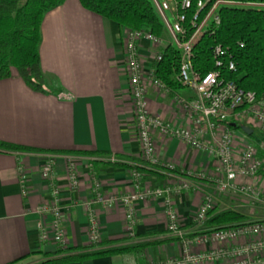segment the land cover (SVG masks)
Returning <instances> with one entry per match:
<instances>
[{"label": "crops", "instance_id": "crops-1", "mask_svg": "<svg viewBox=\"0 0 264 264\" xmlns=\"http://www.w3.org/2000/svg\"><path fill=\"white\" fill-rule=\"evenodd\" d=\"M122 31L123 28L115 22L83 8L79 0H65L45 12L41 23L39 56L46 92L28 88L12 71L9 78L0 80V141L42 151L0 149V264H8L34 251L53 253L59 247L91 245L83 201L91 195L93 178L99 181L105 194L123 195L132 191V168L92 166L93 159L87 157L84 158L88 160L76 163L81 182L76 190H72L68 186L64 154L49 152L101 151L107 153L106 157H114L129 165H141L132 160L140 158V144L127 93ZM148 49L143 42L140 54L145 69L151 58ZM178 93L186 97L190 95L186 88ZM147 102L151 112L175 125H185L182 114L170 104L168 95L149 86ZM260 131L263 134L260 132L259 141H262L264 131ZM153 137L160 162L175 166L180 174H213L216 161L212 156L175 138L164 139L156 132ZM49 154L56 156L55 182L61 191L62 224L66 233L62 246L51 240H40L36 228L38 222H47L35 213V209L49 199L48 183L40 176L42 157ZM19 164L25 170L24 180L17 169ZM163 172L160 183L154 179L146 183L153 186L177 183L183 177L178 173ZM263 172L264 167L260 176ZM260 176L258 179L264 184ZM196 182L203 187L201 190L191 189L170 196L184 225L193 223L202 190L213 191L210 181ZM223 200L226 202L227 199ZM164 204L163 198L137 203L133 235L126 233L124 211L120 205L111 209L97 206L101 240L123 239L113 244L117 246L168 239ZM98 248L96 245L92 249ZM178 254L177 243L170 239L142 251L107 254L61 264H149Z\"/></svg>", "mask_w": 264, "mask_h": 264}, {"label": "built area", "instance_id": "built-area-1", "mask_svg": "<svg viewBox=\"0 0 264 264\" xmlns=\"http://www.w3.org/2000/svg\"><path fill=\"white\" fill-rule=\"evenodd\" d=\"M175 7H172L171 3ZM210 0H197L196 12L190 20L193 32L186 36L183 25L185 11L191 7V0H150V3L162 23L167 41L156 37L149 30L124 29L121 34V50L124 71L128 79V97L133 110L134 126L140 144V159L151 167H165L168 171L175 166L160 162L156 151L153 133L162 138H175L188 147L212 156L216 163L212 175L204 172H188L177 183L169 182L153 186L142 180V176L133 170L132 191L128 194H105L97 179L91 181V195L83 201L87 211V230L89 242L96 245L101 241L99 218L96 207L111 209L116 204L124 211L126 233L133 235L136 224V205L151 198H163L165 205L166 232L174 239L179 254L170 258L150 262L149 264H264V219L251 220L245 224L228 226L219 230H205L207 213L217 204L225 209H233L238 203L248 207H264V188L259 172L263 168L264 140L257 144L239 138L231 123L241 118L251 117L264 131V100L253 91L239 88L232 80L221 76L223 54L221 47L213 49L216 68L201 74L192 64V47L207 29L210 21L218 24L216 13L221 5H245L262 7L264 3H240L233 0H214L206 14L199 19V12ZM148 45L151 53L149 66L144 67L140 54L142 43ZM165 44H171L180 51V66L175 79L192 93L190 98H182L176 92L170 94L164 83L155 78L152 64L161 59ZM228 69L234 65L229 62ZM149 86L170 96V104L182 114L185 125H175L160 114L148 108L147 92ZM63 96V95H61ZM65 96V95H64ZM261 104V105H259ZM68 186L76 190L81 182L77 171V158L64 155ZM54 154L42 157L40 176L48 183L49 199L35 209V213L47 220L36 225L40 240H51L57 245L65 243L63 228V210L61 191L55 182ZM113 161V160H112ZM21 180L25 179V170L18 165ZM207 180L212 184V193L202 190V200L194 221L190 225L182 224L170 196L182 192L201 190L197 183ZM220 198H226V202ZM223 202V203H222ZM237 207V206H236ZM202 226V229L199 230Z\"/></svg>", "mask_w": 264, "mask_h": 264}, {"label": "trees", "instance_id": "trees-1", "mask_svg": "<svg viewBox=\"0 0 264 264\" xmlns=\"http://www.w3.org/2000/svg\"><path fill=\"white\" fill-rule=\"evenodd\" d=\"M65 0H0V80L9 78L14 69L25 85L37 92H46L44 76L40 66L39 47L41 44V23L45 12L61 5ZM180 3L181 0H176ZM214 0L199 12V19L206 14ZM240 3H264V0H233ZM86 10L107 20L115 22L124 29H147L156 37H162L164 27L155 13L150 0H79ZM197 0H191V7L185 11L183 27L186 36L194 28L190 24L196 12ZM219 22L210 21L207 29L201 34L192 47V64L201 74L216 68L213 49L221 47L223 54L218 57L222 61L221 76L232 80L246 91H253L264 100V6L252 7L245 5H221L216 11ZM232 62L234 69H228ZM180 66V51L171 44H165L161 51V59L153 61L152 68L155 78L164 83L170 94L184 88L175 76ZM0 149L6 151L41 150L0 141ZM64 155H75L93 159L91 165L112 168H132L142 176L143 181L154 179L161 182L164 172L178 173L185 177L187 173L178 172L176 167L169 171L165 167H151L140 158H132L141 165H129L122 161L110 162L107 153L87 150H60ZM205 230H219L228 226L245 224L252 219L239 211L225 209L217 211L216 207L208 211ZM123 239L101 240L96 245L81 248H58L53 253L34 251L17 258L8 264H16L31 256L40 260L31 264H61L65 262H82L85 259L114 253L142 251L145 248L170 240L156 239L140 243L114 246ZM174 241V239H171ZM80 249V251H76ZM75 250V252H70Z\"/></svg>", "mask_w": 264, "mask_h": 264}, {"label": "rangeland", "instance_id": "rangeland-1", "mask_svg": "<svg viewBox=\"0 0 264 264\" xmlns=\"http://www.w3.org/2000/svg\"><path fill=\"white\" fill-rule=\"evenodd\" d=\"M171 5H172V7H175V5H174L173 2L171 3ZM161 38L164 39L165 41L168 40V38H167V36H166L165 33H164V35ZM12 72L16 73V71L14 69H12ZM176 93H177V95L181 96L182 98H190L192 96V93L191 92H190V95L188 97L182 96L178 92H176ZM259 105H261V104H259ZM232 123L235 126L234 127L231 126L230 128L233 129V132H235V134L239 138H242L243 140H245L247 142L254 143V144H257L259 142V140L261 139L260 132L262 134H263V132L260 131L261 129L257 126V124L255 123V121L253 120V118H251V117H245V118H241L240 120L236 121V123H234V122H232ZM241 126H247V127L251 128L252 131H253V133L251 135H247L246 136V134L241 130ZM263 157H264V153L262 155V158ZM76 158H77L76 159L77 161L88 160V159L84 158L83 156L82 157L81 156H76ZM87 158H89V157H87ZM104 159H107L110 162L116 161L114 157H105ZM263 167H264V164H263ZM259 173H261V172H259ZM260 177L263 178L262 181L264 182V172H263L262 176H260ZM263 186H264V184H263ZM100 189H101V185H100ZM220 199H221V201L225 202L224 201L225 199L224 200H223V198H220ZM201 200H202V197H201ZM200 203H201V201H200ZM236 206L233 207V210H236V211H239V212H241L243 214H246V215H248L253 220H259V219H262V218L264 219V207H255V208H253V207L245 206V204H241V203H238V205H236ZM215 207H216L217 211L225 210L224 206L221 205V204H217ZM231 208L232 207H230V209ZM198 229L201 230L202 229V226H200V228H198ZM39 260L40 259H37L35 256H33V257L31 256V258L27 259L25 262L20 263V264H30V263H32L34 261H39Z\"/></svg>", "mask_w": 264, "mask_h": 264}, {"label": "water", "instance_id": "water-1", "mask_svg": "<svg viewBox=\"0 0 264 264\" xmlns=\"http://www.w3.org/2000/svg\"><path fill=\"white\" fill-rule=\"evenodd\" d=\"M231 126H235L233 123L231 124ZM241 130L246 134V135H251L252 134V129L247 127V126H241Z\"/></svg>", "mask_w": 264, "mask_h": 264}]
</instances>
